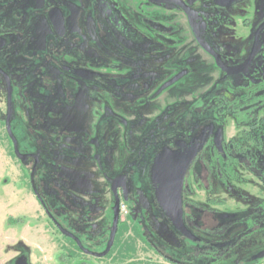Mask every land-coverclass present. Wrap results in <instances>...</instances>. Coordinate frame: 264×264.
<instances>
[{
    "label": "flooded vegetation",
    "instance_id": "obj_1",
    "mask_svg": "<svg viewBox=\"0 0 264 264\" xmlns=\"http://www.w3.org/2000/svg\"><path fill=\"white\" fill-rule=\"evenodd\" d=\"M196 1L0 0V122L14 158L31 166L21 177L42 209L44 221L35 225L53 232L50 240L62 246L64 262L133 259L131 243L125 258H117L120 223L106 252L113 223L107 228L98 221L101 212L114 219L118 194L129 213L126 200L139 212L167 216L204 264H264L258 256L264 248L244 263L230 255L264 230V0H218L240 5L233 25L223 16L195 13ZM230 26L252 40L250 48L244 45V62L232 67L221 60L219 45L213 43L216 50L201 37ZM164 53L170 64L183 65L163 79L150 77V70L168 71L160 62ZM196 79L208 83L198 86ZM137 118L144 125L130 124ZM230 123L235 132L228 137ZM45 160L58 166L47 188L70 209L66 223L39 191L36 172ZM174 170L182 176L184 223L195 238L168 216ZM39 182L47 186L46 179ZM20 224L24 234L0 264H32L34 249L24 235L33 226ZM128 225L169 263L194 264L164 252L158 230L144 219Z\"/></svg>",
    "mask_w": 264,
    "mask_h": 264
},
{
    "label": "rangeland",
    "instance_id": "obj_2",
    "mask_svg": "<svg viewBox=\"0 0 264 264\" xmlns=\"http://www.w3.org/2000/svg\"><path fill=\"white\" fill-rule=\"evenodd\" d=\"M215 1L208 5L205 3L206 0H198V2L196 1L197 7H195V13H201L205 16L210 15L213 19L214 15H219V17L223 16L226 17L227 22L232 25L233 21H235L238 16L240 17V15H242L240 5L235 3L226 4L225 2H217L218 0ZM201 37L211 46H213V43L219 45L220 48L218 51L223 53V56L222 53H220V56L222 57L221 60L226 65L231 67L236 66V62H244L245 59L242 56L244 45H247L248 48H250L252 42V40H244L242 35H237L232 26H230V28H226L225 31L218 32L217 34L211 32L203 33ZM213 47L216 49L215 46ZM197 53L199 61L204 59V56H201V51H197ZM187 55L188 54L186 53V56ZM226 55L228 56V60L227 57L226 60H224ZM161 59L162 61L160 62L163 64L161 66L167 68L168 71L163 73L150 70V77H154L155 79H163L166 74L170 72L169 70L179 69L183 65L182 63L179 64V61L170 64L172 59L168 57L166 53L161 54ZM182 60L183 58H181L180 62H182ZM197 73L199 77L204 76V73H202L201 70H198ZM209 74L210 76H215L216 72H209ZM195 83L198 84V86L202 84L205 85L208 83V80L196 79ZM179 84L182 85L183 82L179 81L177 86H179ZM139 119L140 118H137L130 124L132 125L141 123V126L142 124L144 125V123H142L143 121H139ZM5 131L6 129L3 126V123L0 122V142L4 140V144H0V258H3L1 261L3 262L7 260L12 255V253L9 251L12 247V244L16 239H19L24 234L22 225L20 223L22 221H27L33 226L29 229L30 231L28 230L27 233H25L26 235H24L27 239H29L28 243L31 244V247L34 249L32 250V264H61L62 258H60V249L62 246L57 242L50 240V237L54 236L53 232L44 231L43 227H39V224L35 225L36 223L44 221L42 218V209L35 196L32 194L28 182L25 183V178L21 177L22 174H24V169L28 171V174L30 173L31 166H23L18 160L14 158L12 148L6 141ZM234 132L235 127L232 123H230L227 129V136L230 137L234 134ZM117 149L118 152H120L119 147H117ZM52 154L53 155H50L49 158L56 156L54 153ZM57 168L58 166H56L54 162H46L45 160L44 164L40 166L36 172V179L39 191L46 201V204L51 208L57 209L56 216L58 220L66 223L72 219V215L69 212L70 209L64 205L62 200L59 199L54 192L51 193V191H48L47 188L49 187L50 180L52 179L50 175H53V171L57 170ZM138 169L139 164L135 168V173L138 171ZM41 178L46 179V187H40L39 180ZM100 182V186L103 188L104 181ZM45 188H47V190ZM216 189L218 190L217 195L220 196L222 193H224L222 192L223 188L220 184L217 185ZM202 198L199 197L197 199L205 200L204 197ZM106 201L110 203L111 199L106 197ZM126 203L130 213L126 208V210L122 213L123 216L120 218V230L116 242V246L118 245L117 258L119 259L120 255L125 258L126 244L129 245V243H131L137 250L133 254V259H128L129 261H124V259H122V261L117 260L113 263H110L109 261L107 262L105 260L107 264H130L131 262V264H171L164 258L159 257L153 251H150V249L142 241L143 239L141 235L139 233L135 234L133 229H130L128 223L131 224L132 221H140L142 219L150 223L153 226V230L155 232L158 230L156 234L160 239V247L162 250H164V252L170 253L172 255L175 254L174 256L179 259L186 258L194 264H204L205 262H208L199 257L195 258L192 254H190L191 246L189 245L187 238L175 233L167 216L161 213H156L155 211L152 212L148 208L144 209L142 212H139L133 208L134 203L131 200H126ZM98 221L106 222V227L109 228V226H111L113 223V215L111 213L109 216V214L101 212L99 214ZM12 222H16L17 225H14ZM153 224H155V228ZM157 226L161 229V231ZM50 234L53 235L50 236ZM106 236L107 234L104 236L100 234L96 237H98V239H104ZM20 243L25 245L23 242ZM26 247L27 245H25V248H22L27 249ZM262 248H264V230H259L251 233L247 236V238H244L242 241H240V243L236 245L235 248H233V251L230 253V255L232 256V261L241 260V263H244L248 256L257 252L258 250H261ZM27 251L29 253L30 250L27 249ZM74 262L75 258L73 260V257H68V260H65V262L62 264H74ZM95 264L104 263L95 262Z\"/></svg>",
    "mask_w": 264,
    "mask_h": 264
},
{
    "label": "water",
    "instance_id": "obj_3",
    "mask_svg": "<svg viewBox=\"0 0 264 264\" xmlns=\"http://www.w3.org/2000/svg\"><path fill=\"white\" fill-rule=\"evenodd\" d=\"M10 94V105H9V111H8V128L10 133V117L12 114V108H11V89L9 90ZM16 152L18 153V147L16 145ZM169 177V187L167 189V200L170 206V211L168 212V216L172 220V222L177 226V228L187 237L195 238V236L192 235V233L188 230L184 223L183 219V207H182V176L179 175L177 171H171ZM115 188V187H114ZM121 218V198L118 194H116V203L114 207V219H113V226H112V232L110 237V242L108 245V248L106 252L109 251L112 244L114 243L116 233L118 231L119 223ZM105 252V253H106ZM259 257L264 256V252H261Z\"/></svg>",
    "mask_w": 264,
    "mask_h": 264
},
{
    "label": "built area",
    "instance_id": "obj_4",
    "mask_svg": "<svg viewBox=\"0 0 264 264\" xmlns=\"http://www.w3.org/2000/svg\"><path fill=\"white\" fill-rule=\"evenodd\" d=\"M126 210L125 203L121 204V214Z\"/></svg>",
    "mask_w": 264,
    "mask_h": 264
},
{
    "label": "crops",
    "instance_id": "obj_5",
    "mask_svg": "<svg viewBox=\"0 0 264 264\" xmlns=\"http://www.w3.org/2000/svg\"><path fill=\"white\" fill-rule=\"evenodd\" d=\"M63 263V260H61V264Z\"/></svg>",
    "mask_w": 264,
    "mask_h": 264
},
{
    "label": "trees",
    "instance_id": "obj_6",
    "mask_svg": "<svg viewBox=\"0 0 264 264\" xmlns=\"http://www.w3.org/2000/svg\"><path fill=\"white\" fill-rule=\"evenodd\" d=\"M121 216H123V215L121 214Z\"/></svg>",
    "mask_w": 264,
    "mask_h": 264
}]
</instances>
